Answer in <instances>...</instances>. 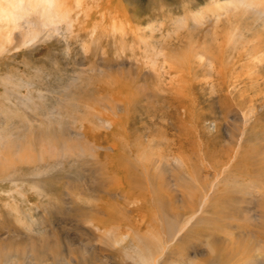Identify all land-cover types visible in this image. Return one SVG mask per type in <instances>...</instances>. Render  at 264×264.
Instances as JSON below:
<instances>
[{"label":"rangeland","instance_id":"rangeland-1","mask_svg":"<svg viewBox=\"0 0 264 264\" xmlns=\"http://www.w3.org/2000/svg\"><path fill=\"white\" fill-rule=\"evenodd\" d=\"M82 1L83 6L88 4L87 9L98 11H92L97 14L88 25L83 16L82 27L68 32L63 24L51 36L24 46L18 40L21 31L15 30L17 38L0 54V153L10 158L20 149L26 156L0 170V264H136L134 252L141 250L133 241V231L125 228L128 240L110 249L101 244L102 232L92 225L95 217H106L98 214L101 205L107 210L117 205L116 209L124 212L128 208L133 223L137 216L130 212L133 202L129 204L119 191L109 192L102 185L106 166L98 153L104 159V153L112 152L111 142L101 144L107 151L92 152L79 138L82 124H94L92 128L98 132L110 133L114 128L103 127L101 119H122L125 131L119 137L122 142L131 138L133 165L150 161L155 174L152 184L161 196L170 192V171L177 167L174 155L178 153L189 167L176 168L180 173L176 177L195 181L197 192L217 181L219 187L230 190L251 184L256 176L264 177L261 22L246 13L243 5H237L240 9L218 7L232 0H104L103 8L111 4L115 9L106 15H99L92 0ZM234 27L244 38L260 42L256 56L241 59L231 53L230 60L228 52H223L226 33ZM198 51L210 55L213 70L206 64L199 67L206 59L200 62ZM221 51L228 67L226 78L215 60ZM184 62L188 63V69H183L186 77L192 80L187 89L180 87L185 83H178L176 74ZM110 82L115 91L102 92L112 86ZM118 93L131 100V105L128 100L111 109L116 103L109 107L108 98L110 94L117 98ZM174 143L179 150L173 151ZM158 202L151 206L161 208ZM249 205H238L230 213L235 215L226 218L228 227L242 225L246 234L240 235L234 227L230 230L236 234L234 239L245 243L264 238V231L253 226L259 219L256 208ZM242 210H247L249 222L243 219ZM158 228L156 234L162 231ZM255 240L248 243L252 254L258 248ZM100 249L107 252L102 255ZM127 251L134 255L132 259L125 257ZM176 264L190 263L182 258ZM212 264L225 263L215 259Z\"/></svg>","mask_w":264,"mask_h":264},{"label":"bare ground","instance_id":"bare-ground-1","mask_svg":"<svg viewBox=\"0 0 264 264\" xmlns=\"http://www.w3.org/2000/svg\"><path fill=\"white\" fill-rule=\"evenodd\" d=\"M72 1L74 0H0V54H3L8 50V45L11 44L12 41L14 40V37H16L13 35L15 34L13 33L15 30L21 31L19 32L18 40H19V44L24 46L32 42H36L37 40L40 41L41 39L47 38V36L48 37L51 36L52 34L58 32L60 25L63 24L67 26L68 32L74 30L78 26L82 27L85 24L84 22L82 25L83 16L87 19L86 24L87 22L93 21L95 19L97 13H92L93 10H91L92 8L90 7H89L90 9H87L88 4H86V6L85 5L83 6L84 3L82 0H75L74 2ZM92 1L94 4H96V7L99 8V15L114 13L115 9L111 7V4L110 7L103 8L104 0H92ZM105 5H107V3ZM229 5L230 7L231 5L232 6L234 5L235 9L239 8L237 5H243V7H245L246 13L251 15L255 21L261 22V24L263 25L262 28L264 30V0H239V1L232 0L227 3H224V5L223 4L221 6L218 5V7H220V9H225L227 8V6L229 7ZM75 9H79L80 11L79 10L75 11ZM93 12H98V11L95 10ZM243 12L245 13L244 10ZM125 17L127 18V16ZM194 20L197 21L199 20V18L197 16H194ZM94 32L95 29L93 33ZM260 35H262L261 32ZM261 39H263L262 36ZM258 42L259 41L255 43L253 39L244 38L243 33L239 30V28L234 27L231 31L229 30L226 33V40L222 44L221 48L224 45L223 52L224 53L228 52L230 60L232 59V56L230 55L231 53L233 54L237 53L236 54L237 57L243 59L245 55L256 56L257 51L255 50L257 49L256 46H258L257 44ZM223 52L221 51L220 57L216 58L215 54L214 57L216 58L215 60L219 62L222 76L226 78V76H228V67L225 65L224 60L222 58ZM208 55L207 53L206 55H204L201 51L196 52V57L199 58L200 62L203 61V58L206 59L204 63L199 64V67H202L203 64L204 65L206 64L207 68L209 69L211 68V70H213L214 68L212 67V65L214 62L211 60L210 57H208ZM166 61H168V59H166ZM187 64L188 63H185L182 66V69L178 68L177 70L178 73H176L179 74L178 79L180 80V82L178 81V83L181 82L185 83L180 85V87L182 86L181 88L183 89H187L188 87L187 82L192 81L191 78L186 77V74L184 72L185 70H183L185 69V67L188 69ZM229 64L230 62H228V66ZM108 84L112 86H110L109 88H105V87L102 88V92L104 91L108 93L115 91L116 89L115 84H111V82ZM109 97H110L108 98L109 107L110 105L111 106L113 105V102L116 103L114 105V108L111 109H117V107H120L119 104L121 102L127 104L129 100V99L127 100L125 96L123 99V97L120 96V93L117 94V98L114 97V94H110ZM176 100H174V102H176ZM132 102H135L134 99L132 100ZM128 105H131V100H129ZM101 120H102L101 125H103V127L109 128V126H112L114 130L112 129L113 131H111L110 133H101V131L98 132L96 129L92 128L94 124L91 126L89 125L85 126L82 124L81 125L82 131L79 138L83 139V142L85 144L88 143L87 146H89L92 152L93 151L97 152V149L98 150L104 149L107 151V148H102L101 144L102 143L109 144L111 142V144H109L110 145L109 148H111L112 152L110 151L111 153H104L103 156L104 159H102L100 154L97 152L98 158L104 160L103 162H105V166H106V169L103 172V175L106 176V179L102 183V185L104 186V188L105 187L108 188L109 192L114 191L116 193L117 191H119L121 196L129 204L133 202L132 204L135 206L133 209H131L130 212H133L137 216L136 222L133 223L132 218L134 217L128 216L129 214L128 208L127 209L125 208L127 212V216H126V212L116 209L118 207L117 205L110 206L112 208L109 210L106 209L107 208L106 206L101 205L100 206L101 211L99 209L97 210L99 212L98 214L99 216L106 215V217L103 218L93 217L94 218L93 219L94 221H92L93 224L91 222L90 225L92 224L99 233L102 232V235H99V240L101 244H103V246L105 245L107 248L111 249V248H115V246H121L122 244H124L125 241L128 240L127 238L130 236L128 232L124 231V229L127 228L130 231L134 232V237H132L133 241L134 242L136 241V243L138 244V248L140 247L139 249L141 250V252L139 253L134 252L136 253V257L133 258L134 255L130 254L127 251L125 252V257L129 259L133 258V261L136 264H176V262L179 261V259H181L182 261V258L187 259L190 264L194 263L193 262L194 259H196V261L199 260V263L195 261L194 264H212V262L215 259L224 261L225 264H239V263L256 264L258 261L264 262V252L262 251L264 249V238L257 237L252 239L253 241L257 239L255 240V245L258 246L257 250H255V253L253 251L252 254L251 252L252 250L249 251L248 249L249 246L248 243L252 240L245 243L244 241L241 242L238 239H234V237L236 238V234L233 233L232 230H230L231 228L238 229L241 235L244 232L242 225L236 228L234 227V225L229 224L230 226L228 227L227 219H226L227 216L233 217L235 215V214L230 215V213L235 211L233 208L235 207L239 208L238 205H244L246 203L250 205L252 204L255 206L259 218V219L257 218L258 221H255L257 223H254L255 225L253 226L258 228L259 231L262 230L264 231V177L261 178L256 176V178L254 179L252 178L253 180L251 184L249 185L243 184L241 188H234L230 190H227L225 188L222 189L223 187L222 188L219 187L220 182L217 181L209 185L208 189L203 187V190L201 192L200 190H198L197 192V190L194 188L196 186L195 181H191V180L186 181L184 179H180L176 177L180 174L176 172V168L189 167V163L186 160L180 159L181 157L179 156L178 153V155L176 154L174 155V162L177 167L176 168L172 167V170L170 171V177H172L170 182L173 183L169 188V190L167 189L170 192H165L163 196H161L162 192L157 190L156 187L152 184V179H153L152 177L155 176V174H153L152 171L153 167L151 168V166L148 165L150 161L146 160L143 162V160H140V165L139 163L137 165H133L132 161L134 160H132V157L134 155V150L131 148L132 146H130V144L128 143L129 139L131 138L122 142V140L119 137V135L124 134L125 131V130L123 131L124 127H123L122 119L117 120V117H109V118H102ZM84 122L85 121H83L82 123ZM188 128L190 129L191 126ZM123 137L125 139V135H123ZM141 138L142 136L140 137V140H142ZM1 141L3 140H0V142ZM173 145H174L173 151L176 148H177L176 151L179 150L178 147L175 148L176 146L175 143ZM141 147L143 146L141 145ZM137 155L138 154H136L135 159H137ZM9 159H11L12 161ZM24 159H26V156H22V150L20 151V149L17 153H15V155L12 154V157L10 158H7L6 156H2V154L0 153V170L3 171V168L6 166L9 167L12 166L13 161L18 160L22 162L24 161ZM158 162L159 161L155 163ZM190 171L189 173L190 175H192ZM158 200H159L158 203H160L159 206L161 208H158L157 204L155 205L153 204L152 207L151 204ZM116 213L119 215H116ZM187 213L188 216L183 218L182 216ZM241 215L243 216V219L245 221L251 220V217L248 215L247 210H242ZM157 225H159V228L162 229V231L158 234H156ZM216 233H218V235H215ZM260 241L263 243V245L259 243ZM144 242H145V247H143ZM153 245L156 247H154ZM241 245H244V247H242ZM124 249L126 248L124 247ZM104 251L106 250L100 249L99 253H103L102 255H104ZM191 252H194L193 260L190 259V255L192 254ZM107 255H111V254H107ZM185 255L187 257H185Z\"/></svg>","mask_w":264,"mask_h":264}]
</instances>
